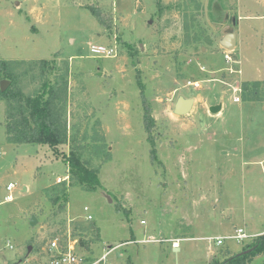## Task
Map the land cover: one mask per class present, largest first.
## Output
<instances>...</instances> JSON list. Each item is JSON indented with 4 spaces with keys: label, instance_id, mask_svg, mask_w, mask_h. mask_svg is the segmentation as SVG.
<instances>
[{
    "label": "rangeland",
    "instance_id": "obj_1",
    "mask_svg": "<svg viewBox=\"0 0 264 264\" xmlns=\"http://www.w3.org/2000/svg\"><path fill=\"white\" fill-rule=\"evenodd\" d=\"M0 62L25 97L67 82L57 147L9 142L20 108L0 95V264H42L53 238L109 264H222L264 234V0H0Z\"/></svg>",
    "mask_w": 264,
    "mask_h": 264
},
{
    "label": "trees",
    "instance_id": "obj_2",
    "mask_svg": "<svg viewBox=\"0 0 264 264\" xmlns=\"http://www.w3.org/2000/svg\"><path fill=\"white\" fill-rule=\"evenodd\" d=\"M95 17L98 22H101L99 16ZM131 56L134 57L135 54H131ZM5 69L6 65L0 62V71H6ZM8 78L11 77L6 73L0 81ZM12 85L6 90L0 91V95L3 98L13 101L18 104L20 108L18 109V113L14 111L8 113L10 121H7L6 126L7 140L16 144H48L51 147H57L59 144H63L66 139V125L61 120L60 111L62 107L60 109L56 108V102L65 103L67 82H64L60 89L50 91L46 99L42 97L37 99L25 97L19 90L14 89ZM140 90V97L144 110V130L149 133L154 126V120L150 116V107L146 103L143 90ZM23 103L31 109L29 118L24 115ZM69 164L72 168L75 167L72 159ZM84 173L88 177V182L92 184L93 187L98 185L95 173H90L88 170H84ZM61 195L65 200L67 195L65 188ZM241 253L243 254H236L227 258L222 264H235L236 262H242L243 264L248 258L264 254V234L260 235L251 246L244 248ZM262 264H264V261Z\"/></svg>",
    "mask_w": 264,
    "mask_h": 264
},
{
    "label": "built area",
    "instance_id": "obj_3",
    "mask_svg": "<svg viewBox=\"0 0 264 264\" xmlns=\"http://www.w3.org/2000/svg\"><path fill=\"white\" fill-rule=\"evenodd\" d=\"M90 52L94 56H102V57H113L115 56V47H105V46H90ZM229 53V51H226ZM225 53L224 59L227 62H230L231 59L229 57V54ZM233 101L235 103L239 102L240 99L239 97H234ZM14 188L13 184H9L6 187L7 191H11ZM84 211H87V208H84ZM87 220H90L91 217L87 216ZM249 236L244 233L242 229H237L235 231L234 235H231L229 237H224V238H215V243L217 246L223 245L225 240H233L236 243H240L244 239H247ZM76 244L77 240H71L68 241L67 244L64 246L61 245L60 241L58 238H53L49 243L47 244L46 248L44 249L45 253V261L42 264H109L106 259L107 255L110 251H107L104 253L100 258L90 260L86 259L82 256H80L76 252ZM177 245L176 243H173V246ZM11 248V246H9ZM21 264H35L31 263L29 261L22 262Z\"/></svg>",
    "mask_w": 264,
    "mask_h": 264
},
{
    "label": "water",
    "instance_id": "obj_4",
    "mask_svg": "<svg viewBox=\"0 0 264 264\" xmlns=\"http://www.w3.org/2000/svg\"><path fill=\"white\" fill-rule=\"evenodd\" d=\"M236 43V35L235 34H228L226 36L223 37L222 41L220 42L221 46L226 49V50H231L234 48ZM8 82L3 81L0 84V90L4 91L6 89ZM193 103L194 101L192 99H183L180 98L177 100L175 107H174V114L177 116H184L189 114V112L191 111L192 107H193ZM221 110V106L217 105V106H213L210 107V112L211 113H218ZM174 251H177L178 248H174ZM247 252V251H246ZM243 252V253H246ZM241 253V254H243Z\"/></svg>",
    "mask_w": 264,
    "mask_h": 264
},
{
    "label": "crops",
    "instance_id": "obj_5",
    "mask_svg": "<svg viewBox=\"0 0 264 264\" xmlns=\"http://www.w3.org/2000/svg\"><path fill=\"white\" fill-rule=\"evenodd\" d=\"M216 238H221V237H220V236H218V237H216ZM173 243H176V242H173ZM175 246H177V245H175ZM173 249H174V248H173ZM178 250H179V248H178ZM178 250H177V251H178Z\"/></svg>",
    "mask_w": 264,
    "mask_h": 264
}]
</instances>
